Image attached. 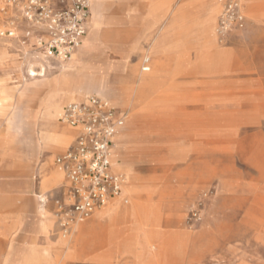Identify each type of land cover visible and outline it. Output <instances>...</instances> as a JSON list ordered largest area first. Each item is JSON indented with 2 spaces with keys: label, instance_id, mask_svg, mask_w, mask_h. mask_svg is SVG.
I'll return each instance as SVG.
<instances>
[{
  "label": "rangeland",
  "instance_id": "obj_1",
  "mask_svg": "<svg viewBox=\"0 0 264 264\" xmlns=\"http://www.w3.org/2000/svg\"><path fill=\"white\" fill-rule=\"evenodd\" d=\"M116 1L98 5L99 40L69 61L48 60L45 79L28 75L45 63L32 42L0 38V214L26 221L38 196L52 221L36 236V215L22 245L8 231L7 264H264V0H242L245 27L222 40L218 0ZM71 62L89 66L81 86H107L106 101L127 116L116 144L126 203L109 208L97 245L62 250L55 242L80 223L59 227L62 151L34 160L33 124L56 81L74 80ZM45 115L37 126L48 141Z\"/></svg>",
  "mask_w": 264,
  "mask_h": 264
},
{
  "label": "built area",
  "instance_id": "obj_2",
  "mask_svg": "<svg viewBox=\"0 0 264 264\" xmlns=\"http://www.w3.org/2000/svg\"><path fill=\"white\" fill-rule=\"evenodd\" d=\"M218 3L216 33L222 40L242 30L247 18L242 0ZM0 17V38L32 42L42 58L66 62L82 44L90 11L87 0H0ZM19 25L26 28L21 36L16 35ZM126 117L95 95L63 108L60 124L76 131L73 144L54 159L65 180L64 200L57 202L56 212L64 234L121 195L125 176L114 171L112 158L114 138Z\"/></svg>",
  "mask_w": 264,
  "mask_h": 264
},
{
  "label": "bare ground",
  "instance_id": "obj_3",
  "mask_svg": "<svg viewBox=\"0 0 264 264\" xmlns=\"http://www.w3.org/2000/svg\"><path fill=\"white\" fill-rule=\"evenodd\" d=\"M92 1L93 0H87L89 10H90V7H91L90 4H92L91 3ZM151 1L152 0H147V3L151 2ZM88 26H89V23H88ZM92 34H94V33H91V35ZM40 60L42 62H45V63H39L38 64V66H39L38 73L34 72L32 69L28 70V75L33 80L36 77L45 79L46 78V72L48 70H51L50 66L47 64V62H49L48 60L42 58L41 56H40ZM148 61H149L148 58H144L145 63H148ZM71 63L73 64V62H71ZM140 65H141V63H140ZM64 68H65V66L61 67L60 69H64ZM134 70H136V69L134 68ZM147 70H149V68H146V67L143 68V71H147ZM138 71H139V69H138ZM138 71H136V72H138ZM71 83H72V80H70V79H63V80L56 81V84L54 85L52 94L47 98L46 101L43 100V102H45V103L42 106L40 105L41 107L37 110V112L35 114V118H34L35 122L33 124L34 125V136L33 137H35V141L38 143L39 153H42L45 151H52V152H55V151L57 152L59 150L64 151L66 149L65 143L67 142V137L69 135V131H68L67 127L62 126L57 122V114H58L59 110L61 109L62 105H64V100H65V97L67 96L68 90H67L66 86H70ZM36 89H37V87H35L33 90H36ZM34 98H36V97H34ZM42 110H44V112L46 114L44 116L43 121H42L43 122L42 127L47 132L46 135H47L48 141H46V139L42 136L39 137L40 133L38 132V126H37V120L38 119H37V117L39 114H41ZM61 111L58 114V119L60 118V116L62 114ZM122 129L120 130L118 135L115 137V144L113 147V152L115 154V158H116V148H117V145H116L117 141L116 140L118 139ZM114 166H115V164H114ZM57 174H56V178L61 177L59 173H57ZM36 200H37L36 212H37V218H38L36 235L40 234V233L45 234L48 231V229L52 226V221L47 216H43V218L41 217L44 213L45 200L42 197H37ZM114 200L117 202L120 201L124 204L126 203V200H124V188L122 190L121 195ZM108 205L104 207V208L107 207L106 209L103 208V210H101V211L94 212V214L90 217L91 219L87 223H80V224L75 225V227L72 228L71 233L69 234L68 237H66V235L62 234V236L60 238H58V240L55 242V245L62 250H67V249H69V247L76 249L80 246H83L84 244L97 245L100 242V239L102 238V235H103L102 233L104 231V228L108 224L109 219H110L109 208H110L111 204L109 206ZM45 246H46V248H49V246H50V243H48L47 239L45 241ZM96 249H97V247L95 249H93V251H95ZM48 250L49 249H46V254L48 256H50L49 254L51 252H49ZM45 264H49L48 260H46Z\"/></svg>",
  "mask_w": 264,
  "mask_h": 264
},
{
  "label": "crops",
  "instance_id": "obj_4",
  "mask_svg": "<svg viewBox=\"0 0 264 264\" xmlns=\"http://www.w3.org/2000/svg\"><path fill=\"white\" fill-rule=\"evenodd\" d=\"M100 1L101 0H93L92 9L90 7V10H89L90 11V18H89V26H88V29H87V33H88V30H89L90 25H91V19H93V17H94V19H95L94 20V23H95L94 26L95 27L92 30V33H94V34H92L90 37H88V39H86V36H87V33H86L85 37L82 40V44H92L95 41L99 40V37L101 35L100 34L101 33V31H100L101 29H99L98 27H101V26L104 25L103 23H101L103 21V17L101 16L100 10H99V7H98ZM118 1L123 2L125 0H117L116 2H118ZM154 1L155 0H152L151 2H148L147 4L150 5ZM77 50L72 54V57L77 55ZM72 66L76 69L75 78L72 81V83L70 84V86H66L68 91H67V96L65 97V100H64V104L67 103V102L71 103V102L82 101V100H84L86 98V97L83 98V96H86V95L90 96L91 94H96L98 97H101V98H103L105 100L110 101V96H109L110 93H109V91L106 90L108 88L107 86H91V84L89 86H81L82 85V81L80 79V75L83 74V72L89 66H86V67H84L82 69L78 68L74 63L72 64ZM51 79H53V76L50 79H48V80H51ZM51 84L53 85L52 80H51ZM112 106L117 111H119L120 113H124L121 109L115 107L114 105H112ZM126 119H127V117H126ZM125 123H126V121H125ZM124 126H125V124H124ZM68 130H69V133H71L70 134L71 144L64 151H62L61 153L65 152L73 144L75 136H76V131L75 130H73L71 128H68ZM113 144H115V138H114V143ZM113 147H114V145H113ZM46 152H52V151H45V152L39 153V149H38V152H36L34 154V156H35V157H33L34 160L37 159L38 155L44 154ZM34 160H33V162H34ZM114 164H115V166H114ZM112 165H113V169H114L115 172L123 174V172L119 171L117 169V167H116L115 155H113V158H112ZM54 167L56 168L55 169L56 172L60 174L61 180H62V185L59 188L60 189V194H61V199L60 200L62 201V200H64L65 180H64V176H63L62 172L55 165V163H54ZM45 172L49 173V175L51 174V176L55 175L54 174V169H52L51 171H45ZM37 197L38 196H36V198ZM116 203H117V201L112 200L109 204H111V206H112V205H116ZM36 204H37V202H36ZM36 215L34 217H32V218H30V219L25 221V220H23V217L21 215H15V216L9 217L8 214H0V264H7V259L5 257H6L7 246H8L7 245V242H8V231H9V233H11V237L15 238V241H16L17 245H22V243L25 242L26 237L29 235V234L27 235L25 231L29 228L30 222L36 217ZM30 238H32V236H29L28 239H30ZM13 261H14V258L11 257L9 263H11Z\"/></svg>",
  "mask_w": 264,
  "mask_h": 264
}]
</instances>
